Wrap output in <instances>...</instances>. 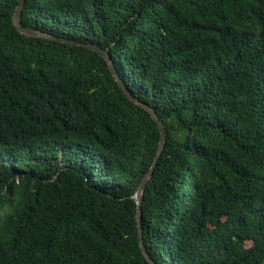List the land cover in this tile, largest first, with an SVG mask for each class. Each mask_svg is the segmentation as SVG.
<instances>
[{
  "label": "trees",
  "instance_id": "trees-1",
  "mask_svg": "<svg viewBox=\"0 0 264 264\" xmlns=\"http://www.w3.org/2000/svg\"><path fill=\"white\" fill-rule=\"evenodd\" d=\"M0 0V264H150L131 197L159 131L80 44ZM107 49L166 140L142 193L155 264H264V0H25Z\"/></svg>",
  "mask_w": 264,
  "mask_h": 264
},
{
  "label": "water",
  "instance_id": "water-1",
  "mask_svg": "<svg viewBox=\"0 0 264 264\" xmlns=\"http://www.w3.org/2000/svg\"><path fill=\"white\" fill-rule=\"evenodd\" d=\"M24 1L25 0H19L18 4L16 5V7H15V9L11 15L12 23L19 32L24 33L26 35H31V36H45V37L57 39L60 41H65V42L74 43V44H80V45H83L85 47H88V48L96 51L101 57H103V59L108 64L111 74L113 75L115 81L117 82L118 86L122 89V91L124 92L126 97L129 100H131L133 103H135V104L141 106L143 109H145L150 114L151 118L156 122L158 131L160 134L156 152L153 156V159L151 161L149 168L144 173L140 182L138 183L136 190H135V193L133 195H131V197L134 199V201L136 203L135 217H136V222H137V226H138V237H139V245H140L141 251H142L145 259L150 264H155V262L152 260L151 256L147 252V249H146V246H145L144 240H143L142 225H141V213H142L141 199H142L143 190L147 184L148 179L151 177V175L153 173V170L155 168L157 160H158V158L162 152V149L164 147V143L166 140L165 125H164L163 121L161 119H159L158 116L156 115L154 108L150 107L147 103L140 100L139 98H137L135 95H133L130 92V90L125 85L124 80L120 76V74H119V72H118V70L114 64V61H113L111 55L109 54V52L107 51V49H104L101 46H99L98 44H95L92 42H80V41H76V40H72V39L62 38V37L50 34L46 31L40 30L38 28H31V27L23 26L21 24V13H22Z\"/></svg>",
  "mask_w": 264,
  "mask_h": 264
}]
</instances>
